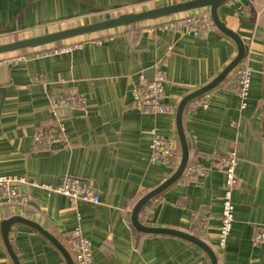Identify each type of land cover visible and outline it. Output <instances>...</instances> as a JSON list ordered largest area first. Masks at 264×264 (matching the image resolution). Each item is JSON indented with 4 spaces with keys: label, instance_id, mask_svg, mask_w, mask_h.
I'll return each mask as SVG.
<instances>
[{
    "label": "crops",
    "instance_id": "crops-1",
    "mask_svg": "<svg viewBox=\"0 0 264 264\" xmlns=\"http://www.w3.org/2000/svg\"><path fill=\"white\" fill-rule=\"evenodd\" d=\"M177 0H0V45L95 24L124 14L178 3ZM202 10L190 12L200 14ZM226 28L240 37L252 70L247 106L227 80L193 101L183 119L190 163L204 174L183 178L148 203L140 221L196 237L219 264H264V244L254 235L264 228V0H229L219 9ZM174 17V16H173ZM173 17L90 34L46 47L0 55V176L28 184L60 186L67 177L93 182L100 204L72 201L41 188L28 190L27 207L0 199V264H14L1 224L13 217L31 221L71 254L64 236L78 231L90 241L95 264H211L205 251L170 235L138 232L134 207L176 170L152 161L155 138L181 151L176 112L188 95L215 80L236 58V43L215 26L199 37L159 30ZM79 48L53 54L58 47ZM167 75L164 103L173 115H144L133 91L141 74L154 67ZM37 79V80H36ZM77 93L86 100L81 115L56 116L50 98ZM197 101H206L202 108ZM60 120L67 143L36 144L39 128ZM235 153L238 187L235 221L226 248H219L225 177L218 155ZM9 240L21 264H67L61 252L34 228L16 224Z\"/></svg>",
    "mask_w": 264,
    "mask_h": 264
},
{
    "label": "built area",
    "instance_id": "built-area-1",
    "mask_svg": "<svg viewBox=\"0 0 264 264\" xmlns=\"http://www.w3.org/2000/svg\"><path fill=\"white\" fill-rule=\"evenodd\" d=\"M164 1V0H163ZM169 1V0H168ZM179 2L187 0H177ZM178 2V3H179ZM159 30L184 33L199 37L214 28L210 12L202 10L200 14H180L160 23ZM80 43L70 46L58 47L53 54H59L72 49L79 48ZM26 57L8 58L0 61V64L14 61H24ZM153 78L149 79L141 74L137 86L133 91L135 105L138 111L144 115H173L174 108L164 103L165 85L167 82L166 72L160 67H154ZM37 80V79H36ZM252 84V70L248 63L242 61L234 71V78L230 90L241 100V108L247 106ZM52 111L57 116L59 110H69L70 112H85L86 100L77 93H67L55 95L50 98ZM202 108H207L206 101H197ZM34 142L36 144H66L65 129L60 120L55 124L39 128L36 132ZM152 161L162 164L168 168L176 170L181 161V151L178 150L171 141L155 138L151 145ZM225 177V191L222 198V211L220 216L221 226L219 229V248H226L227 240L232 232L235 221V205L233 203V191L238 187L237 167L238 159L235 153L228 155H218L216 157ZM204 174V169L198 163H189L184 174L186 183H196L200 176ZM38 187L44 191L62 195L72 201H83L93 205L100 204V195L93 182L78 178L67 177L60 186L52 187L47 185L28 184L22 177L0 176V199L10 206L27 207L31 201L29 191ZM148 210V207H145ZM70 252L73 254L75 264H95L92 244L85 239L80 232L74 231L64 236ZM254 244H264V228L254 235Z\"/></svg>",
    "mask_w": 264,
    "mask_h": 264
},
{
    "label": "water",
    "instance_id": "water-1",
    "mask_svg": "<svg viewBox=\"0 0 264 264\" xmlns=\"http://www.w3.org/2000/svg\"><path fill=\"white\" fill-rule=\"evenodd\" d=\"M229 0H187L182 1L173 5H168L165 7L144 11L140 13H131V14H124L117 18L109 19L103 22L90 24V25H84L81 27H76L73 29H68L64 31H60L53 34L44 35L37 38L32 39H26L22 41H17L13 43L3 44L0 45V55L4 54H10L15 53L17 51H22L25 49H35L40 47H46L49 45H53L56 43H60L63 41L75 39L78 37L100 33L108 30H114L122 27H128L132 25H136L138 23H142L145 21H153L158 20L162 18H169L173 16H177L180 14H186L198 10H208L211 15L212 22L214 26L221 31L223 34L231 38L237 45V56L235 60L211 83H209L207 86L203 87L202 89L188 95L185 97L176 112V125H177V131L178 136L180 140L181 145V161L174 172V174L165 181L162 185H160L158 188L154 189L147 195H145L134 207L132 212V225L134 228L144 234H152V235H170L174 237H178L181 239H184L186 241H189L190 243H193L194 245L198 246L200 249L205 251L207 255L210 258L211 264H219V261L211 249L206 246L202 241L197 239L196 237H193L187 233H183L177 230L173 229H165V228H151L146 227L143 225L140 221V215L142 211L145 209V207L148 205L149 202L160 196L162 193H164L167 189L175 185L178 181H180L188 166L190 163V149L188 146V142L186 139L185 131H184V125H183V119L184 114L187 109V107L195 100L207 95L209 92L217 88L219 85L224 83L229 75L239 66V64L244 60L246 49L244 46V43L240 39L238 35L233 33L232 31L228 30L224 23L219 18V9L225 5ZM153 77H151L152 79ZM81 115L83 112H70L69 110H59L57 111L58 117H61L62 115ZM16 224H24L27 226H30L34 228L36 231H38L41 235H43L46 239H48L63 255L64 259L66 260L67 264H75L71 254L68 252V250L50 233L45 231L43 228H41L39 225L28 221L26 219H23L21 217H13L11 219H8L4 221L1 224V233L3 236L4 244L7 248V251L9 253V256L11 257L14 264H21L18 257L16 256L12 245L9 240V234L12 229V227Z\"/></svg>",
    "mask_w": 264,
    "mask_h": 264
}]
</instances>
